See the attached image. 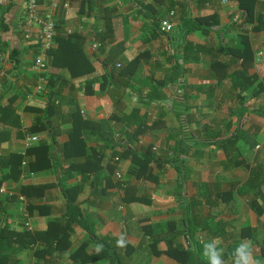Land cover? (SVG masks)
Segmentation results:
<instances>
[{"label": "crops", "instance_id": "1", "mask_svg": "<svg viewBox=\"0 0 264 264\" xmlns=\"http://www.w3.org/2000/svg\"><path fill=\"white\" fill-rule=\"evenodd\" d=\"M24 3L0 8V178L33 128L57 168L32 172L33 154L0 183V264H207L212 238L226 264L241 241L264 264V0L250 17L237 0H38L57 39L40 74Z\"/></svg>", "mask_w": 264, "mask_h": 264}, {"label": "built area", "instance_id": "2", "mask_svg": "<svg viewBox=\"0 0 264 264\" xmlns=\"http://www.w3.org/2000/svg\"><path fill=\"white\" fill-rule=\"evenodd\" d=\"M9 0H0V7L6 6ZM52 4L55 3V0H51ZM24 11H25V27L36 26L39 29L37 42H38V53L34 58L33 67L37 74H40L44 71L47 64V55L50 49L53 47V40L55 36V23L50 13L45 12L44 14H40L39 12V4L38 0H25L24 3ZM169 16H173V12L169 13ZM173 28V25L170 21V18H165L160 20L159 22V31L163 34L169 33ZM26 38H28V34L25 33ZM3 54L0 51V64L3 62ZM45 82L43 78H39V84L36 86L37 93H41L44 91ZM24 139L27 148L33 147L36 142H38V138L36 135H31L28 132H24ZM25 153H23L24 155ZM22 165H27L26 161L22 162ZM2 195H11L8 188L4 185H0V196ZM21 201H24V198L19 197ZM27 219H29L27 217ZM26 228H29V221L25 223Z\"/></svg>", "mask_w": 264, "mask_h": 264}, {"label": "trees", "instance_id": "3", "mask_svg": "<svg viewBox=\"0 0 264 264\" xmlns=\"http://www.w3.org/2000/svg\"><path fill=\"white\" fill-rule=\"evenodd\" d=\"M244 0H237V2H239V7L245 10H248L250 8H252V5L254 3L255 0H251L249 3L250 7H246L243 3ZM7 6V5H6ZM6 6H1L6 7ZM0 7V8H1ZM252 9L249 10V12L247 11V15L248 17H250V12ZM246 15V16H247ZM246 19L248 20L249 18L246 17ZM184 24H183V28L185 31L190 32V33H194L196 30L199 29V24H197L196 20L192 21L189 18H186L184 20ZM188 25H194L192 27L188 26ZM158 29H159V24H158ZM57 39L54 36V40L53 42H56ZM54 50V48L52 47L50 49V51L48 52V56L51 55L52 51ZM11 59L13 60L14 64H15V68L17 66V64L19 63L18 60H16V58L13 56L11 57ZM46 89V86L45 88ZM9 103L6 105H4V107L0 108V119H3L4 116L7 114L8 110H9V106L12 105V100L8 99ZM51 108H53L52 103H49L48 106L45 108V111L43 112V114L45 115L44 119H48V115H50L49 111H51ZM16 125L18 126V123H16ZM42 129V128H41ZM40 129V130H41ZM38 128H33V130L30 132H28L31 135H36L39 133ZM72 140V138H71ZM70 142V141H69ZM67 145H65L66 147ZM66 149H64V151H66ZM33 154H35L36 159L33 161V159H31V161L29 162V167L30 170L32 172H38L45 169H51V170H55L57 168V164H56V159L51 160L50 159V151L48 150L47 146H41L39 145L38 147H32L27 149L26 153L24 155H16V154H9L7 157H5V160L8 162V167H10L11 172L5 173L1 178H0V183H2L5 180H10L11 177H13V174H17L20 173V168L22 167V162L26 161L27 159H29ZM15 169L17 171H15ZM67 213L69 216V219H74V217L77 216L78 213V207L76 204H74L73 202L67 200ZM176 254H179L176 253ZM182 262L183 264H198L196 262L195 256L192 252L190 251H182ZM176 258L180 259L179 255L175 256Z\"/></svg>", "mask_w": 264, "mask_h": 264}, {"label": "clouds", "instance_id": "4", "mask_svg": "<svg viewBox=\"0 0 264 264\" xmlns=\"http://www.w3.org/2000/svg\"><path fill=\"white\" fill-rule=\"evenodd\" d=\"M220 245L219 238H212L203 242L201 259L205 260L207 264H226ZM125 246L126 239L121 234L116 240V247L123 248ZM94 247L97 253L102 252L104 249L102 243H97ZM231 264H260V261L256 259L252 245L248 241H241L232 252Z\"/></svg>", "mask_w": 264, "mask_h": 264}]
</instances>
